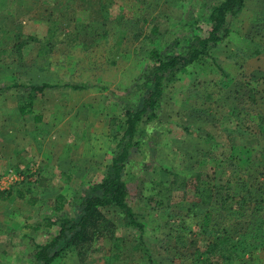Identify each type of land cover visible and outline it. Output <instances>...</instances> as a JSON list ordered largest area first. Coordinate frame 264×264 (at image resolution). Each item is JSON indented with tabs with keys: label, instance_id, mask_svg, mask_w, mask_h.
I'll return each instance as SVG.
<instances>
[{
	"label": "rangeland",
	"instance_id": "1",
	"mask_svg": "<svg viewBox=\"0 0 264 264\" xmlns=\"http://www.w3.org/2000/svg\"><path fill=\"white\" fill-rule=\"evenodd\" d=\"M194 2L0 0V85L16 80L89 82L119 94L137 76L151 48L174 53L171 42L178 39L177 51L187 50L193 29L164 32L201 3ZM152 26L158 27L156 36L150 34ZM230 28L227 38L210 52L231 80L207 59L181 70L164 88L158 111L172 132L153 159L145 147V154L132 151L129 157L130 203L144 223L142 242L153 264H190L174 260L167 248L168 214L178 211L167 210L156 188V182L171 179L165 171L187 178L201 172L203 178L213 177L212 183L219 185L236 170L240 155L252 158H238L242 173L264 175L260 151L264 135L235 128L236 112L243 120L256 112L264 118V0H245ZM23 41L27 44L21 45ZM234 80L254 90L253 103L236 106ZM108 91L94 86L82 91L45 90L25 115L19 112L24 101L15 90L0 91V264H28L31 243H45L58 230L45 225L51 210L61 206L56 213L72 215L74 191L105 175L121 120ZM182 127L211 133L217 145L185 134ZM7 191L11 192L8 196ZM179 201L182 193H175L169 203ZM218 206L215 197L206 223L217 218ZM103 213L102 235L90 248L81 254L66 249L53 264H152L139 243V233L125 226L121 213L113 207ZM249 252L237 264H264V249Z\"/></svg>",
	"mask_w": 264,
	"mask_h": 264
},
{
	"label": "trees",
	"instance_id": "2",
	"mask_svg": "<svg viewBox=\"0 0 264 264\" xmlns=\"http://www.w3.org/2000/svg\"><path fill=\"white\" fill-rule=\"evenodd\" d=\"M194 1L201 3L197 8L193 7L190 15L182 16L172 28L164 32L169 34L178 33L182 28L193 29L194 34L187 50L177 51L178 48L180 50L178 39L171 42L176 49L174 53L156 46L151 48L137 76L119 94L89 82L34 84L16 80L0 85V91L15 90L19 99L24 101L19 109L22 115L31 113L32 102L37 96L43 95L45 90L63 88L82 91L93 86L110 93L121 115L118 142L109 158L105 175L99 182L85 183L84 187L74 191L70 200L72 215L56 213L61 206L51 210L52 214L47 217L45 225L55 226L58 230L55 234H49L48 240L42 244L31 239V251L26 260L28 264H53L66 249L78 250L80 254L89 249L94 239L102 235L100 226L104 220L103 210L109 207L121 213L125 226L139 233V243L148 261L152 263L147 246L142 242L144 223L130 203L127 180L130 154L132 151L145 154V147L146 155L153 159L166 136L172 132L169 123L159 119L158 111L162 105L164 88L176 79L181 70L194 62L207 59L216 65L226 80H231L229 74L217 66L210 51L227 38L232 19L239 16L245 6V0H213L210 3L207 0ZM150 34L156 36L158 27L152 26ZM26 39L34 42V38ZM243 83L234 80V85L238 87L232 92L236 106L246 101L253 103L255 99L254 90H246ZM235 115L237 131L242 128L251 130L258 137L264 135V118L259 113H250L246 120L240 118V112ZM182 130L187 135L217 145L209 132H200L199 128L193 127H182ZM260 151L264 155V149L260 148ZM238 158L244 161L252 159L240 155ZM238 158V164H234L236 170H233L232 175L225 176L219 185L212 183L213 177L203 178L201 172L187 178L176 172L165 171L171 179L156 182L158 193L166 200L167 210L173 208L178 211L168 214L165 226L168 230L167 248L174 260L190 264H237L249 251L264 249V178L260 179L264 175L249 177L242 173V161ZM4 193L6 196L11 194L8 191ZM175 193H182V201L171 204L169 201ZM215 197L219 199L217 218L206 223L209 206ZM200 238L202 242L197 241Z\"/></svg>",
	"mask_w": 264,
	"mask_h": 264
},
{
	"label": "crops",
	"instance_id": "3",
	"mask_svg": "<svg viewBox=\"0 0 264 264\" xmlns=\"http://www.w3.org/2000/svg\"><path fill=\"white\" fill-rule=\"evenodd\" d=\"M1 163V162H0Z\"/></svg>",
	"mask_w": 264,
	"mask_h": 264
}]
</instances>
